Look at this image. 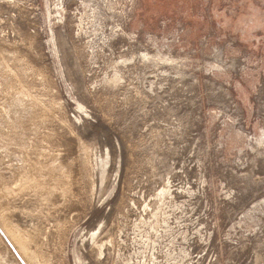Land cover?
Returning a JSON list of instances; mask_svg holds the SVG:
<instances>
[{"label":"rangeland","instance_id":"obj_1","mask_svg":"<svg viewBox=\"0 0 264 264\" xmlns=\"http://www.w3.org/2000/svg\"><path fill=\"white\" fill-rule=\"evenodd\" d=\"M0 122V264H264V0H0Z\"/></svg>","mask_w":264,"mask_h":264},{"label":"bare ground","instance_id":"obj_2","mask_svg":"<svg viewBox=\"0 0 264 264\" xmlns=\"http://www.w3.org/2000/svg\"><path fill=\"white\" fill-rule=\"evenodd\" d=\"M8 61H9V60H8ZM0 123H2V122H0ZM3 124H4V123H3ZM4 127H5V124H4ZM2 128H3V127H2ZM12 142H13V141H12ZM14 143H15V142H14ZM41 149H42V148H41ZM43 151H44V150H43ZM38 153H39V152H38ZM41 155H42V156H41ZM41 155H40V156L43 157V154H42V153H41ZM44 155H45V154H44ZM48 155H49V154H48ZM45 158H48V157H45ZM39 159H40V158H39ZM41 159H42V158H41ZM44 160H45V159H44ZM44 162H45V161H44ZM29 164H30V163H29ZM44 164H45V163H44ZM33 166H35V165H33ZM36 166H37V165H36ZM36 166H35V167H36ZM37 167H38V166H37ZM34 170H35V169H34ZM30 174H31V173H30ZM28 176H29V175H28ZM29 177H30V176H29ZM22 187H23V186H22ZM22 187H20V188H22ZM28 188H29V187H28ZM23 189H24V188H22L21 190H23ZM13 190H14V188H13ZM17 190H18V189H17ZM15 191H16V190H15ZM15 191H13V192L16 194L17 191H16V192H15ZM19 193H20V192H19ZM17 194H18V192H17ZM5 227H6V225H5ZM6 228H7V227H6ZM18 236H19V235H18ZM0 239H1V238H0ZM21 240H23V239H21ZM8 252H9V254H12L13 257H14V260L12 259V260L14 261L13 263H14V264H20V263L17 261V258L15 257V255L13 254V252H11V251L9 250V248H8Z\"/></svg>","mask_w":264,"mask_h":264}]
</instances>
